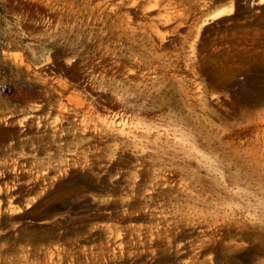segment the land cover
I'll return each instance as SVG.
<instances>
[{
    "label": "rangeland",
    "instance_id": "obj_1",
    "mask_svg": "<svg viewBox=\"0 0 264 264\" xmlns=\"http://www.w3.org/2000/svg\"><path fill=\"white\" fill-rule=\"evenodd\" d=\"M131 1L0 0V87L11 88L0 90V264H264V210L231 221L176 211L184 178H220L194 134H171L178 153L154 173L98 120L134 98L147 103L140 129L194 107L230 118L251 147L241 110L264 111L263 0ZM61 80L83 89L90 113L55 92Z\"/></svg>",
    "mask_w": 264,
    "mask_h": 264
},
{
    "label": "bare ground",
    "instance_id": "obj_2",
    "mask_svg": "<svg viewBox=\"0 0 264 264\" xmlns=\"http://www.w3.org/2000/svg\"><path fill=\"white\" fill-rule=\"evenodd\" d=\"M122 1L124 0H118V2ZM140 1L132 0V6H137ZM111 26L107 25L109 28ZM128 27H132L131 24ZM85 50L86 45L81 41L74 47L72 61L69 63L72 70H74V63ZM60 66H63L62 62ZM91 76L90 72L86 73V79ZM57 79L60 80L56 77ZM61 81H58L59 87L54 89L55 92L57 91L61 97L67 92L68 100H72L83 111L90 113V106L83 89L76 83ZM146 104L134 98L131 99V105L125 106L122 111L119 109L106 110V107L102 106L104 108H101L98 120L106 128L111 127L117 131L120 137L131 138L143 152V164L151 165L154 173H158L161 164L173 160L177 155L178 152L173 151L170 148L171 145L167 143L172 137L171 134L177 136L178 130L182 131L184 128L197 137L199 140V143L196 142L197 145L201 146L204 152L216 162L217 170L220 171V178H184L182 187L187 195L180 193L175 195L177 212L211 220L229 219L230 221L248 214L261 215L264 210V111L249 114L245 109L241 110L242 119L248 117L247 122H251L255 129L253 145L250 147L248 141L242 136V132L235 131L230 118L221 117L216 121L210 113L204 110L199 113L196 108L188 106L181 107L179 118L171 112L164 111L162 121L161 119L157 122L149 121L145 123L143 129H140L139 124L135 122V110L146 107ZM91 120L94 122L93 118ZM169 130L174 132L169 133ZM195 150L198 149L195 148ZM200 153L202 154V151ZM14 205L10 200L8 206L14 208ZM141 233L131 234L136 243H142ZM113 242L115 244L114 255L122 252L125 245L124 233L117 230Z\"/></svg>",
    "mask_w": 264,
    "mask_h": 264
},
{
    "label": "built area",
    "instance_id": "obj_3",
    "mask_svg": "<svg viewBox=\"0 0 264 264\" xmlns=\"http://www.w3.org/2000/svg\"><path fill=\"white\" fill-rule=\"evenodd\" d=\"M0 90L3 93H7V92H10L11 91V88L8 85H1Z\"/></svg>",
    "mask_w": 264,
    "mask_h": 264
}]
</instances>
